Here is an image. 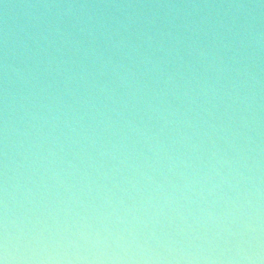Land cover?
<instances>
[{"label": "water", "instance_id": "95a60500", "mask_svg": "<svg viewBox=\"0 0 264 264\" xmlns=\"http://www.w3.org/2000/svg\"><path fill=\"white\" fill-rule=\"evenodd\" d=\"M2 264H264V0H0Z\"/></svg>", "mask_w": 264, "mask_h": 264}, {"label": "snow or ice", "instance_id": "6c2138e0", "mask_svg": "<svg viewBox=\"0 0 264 264\" xmlns=\"http://www.w3.org/2000/svg\"><path fill=\"white\" fill-rule=\"evenodd\" d=\"M0 264H2V261H0Z\"/></svg>", "mask_w": 264, "mask_h": 264}]
</instances>
